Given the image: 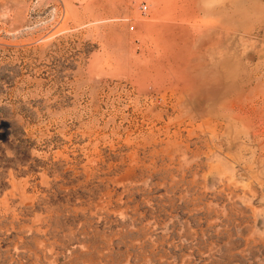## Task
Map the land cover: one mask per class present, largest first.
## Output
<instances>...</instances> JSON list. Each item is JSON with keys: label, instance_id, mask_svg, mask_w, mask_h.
Wrapping results in <instances>:
<instances>
[{"label": "rangeland", "instance_id": "1", "mask_svg": "<svg viewBox=\"0 0 264 264\" xmlns=\"http://www.w3.org/2000/svg\"><path fill=\"white\" fill-rule=\"evenodd\" d=\"M0 264H264V0H0Z\"/></svg>", "mask_w": 264, "mask_h": 264}, {"label": "built area", "instance_id": "2", "mask_svg": "<svg viewBox=\"0 0 264 264\" xmlns=\"http://www.w3.org/2000/svg\"><path fill=\"white\" fill-rule=\"evenodd\" d=\"M143 9H145L146 10V7H143ZM133 29V28H132Z\"/></svg>", "mask_w": 264, "mask_h": 264}]
</instances>
